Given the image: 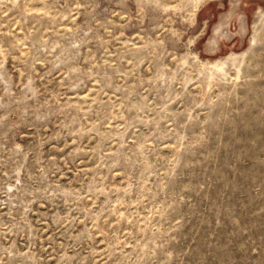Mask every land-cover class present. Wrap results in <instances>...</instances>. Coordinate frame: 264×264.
Segmentation results:
<instances>
[{"label":"rangeland","instance_id":"374dc122","mask_svg":"<svg viewBox=\"0 0 264 264\" xmlns=\"http://www.w3.org/2000/svg\"><path fill=\"white\" fill-rule=\"evenodd\" d=\"M0 264H264V0H0Z\"/></svg>","mask_w":264,"mask_h":264}]
</instances>
